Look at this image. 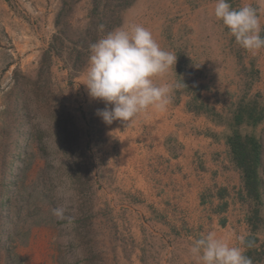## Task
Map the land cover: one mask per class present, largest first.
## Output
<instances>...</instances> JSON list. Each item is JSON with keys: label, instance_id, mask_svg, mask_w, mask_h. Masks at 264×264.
Segmentation results:
<instances>
[{"label": "rangeland", "instance_id": "374dc122", "mask_svg": "<svg viewBox=\"0 0 264 264\" xmlns=\"http://www.w3.org/2000/svg\"><path fill=\"white\" fill-rule=\"evenodd\" d=\"M214 7L215 0H0V264H196L189 248L201 234H148L136 221L131 205L148 200L140 187L154 180L131 174V159L121 157L120 137L136 117L105 123L97 115L105 102L83 83L90 45L130 24L177 56L152 78L174 86L173 103L210 118L209 102L222 103L216 119L230 132L235 108L258 102L259 124L232 127L258 139L262 152L258 197L231 152L249 226L233 239L264 264V94L253 91L259 74L237 60L240 45ZM205 80L217 84L216 95H203ZM58 207L63 220L53 214Z\"/></svg>", "mask_w": 264, "mask_h": 264}, {"label": "crops", "instance_id": "0c3cea01", "mask_svg": "<svg viewBox=\"0 0 264 264\" xmlns=\"http://www.w3.org/2000/svg\"><path fill=\"white\" fill-rule=\"evenodd\" d=\"M229 2L236 9L246 4L255 7L264 36V0ZM239 49L244 60L236 56L237 60L243 61L247 72L252 68L259 74L253 91L264 94V49L255 53L241 46ZM227 76L234 79V75ZM208 78L209 74L205 79ZM206 80L202 82L203 95L213 89L216 95L218 90L212 85L217 84ZM209 105L215 111L224 110V105L217 101ZM135 119L127 135L120 137L121 157L131 159V174L136 169L137 175L144 172L154 178L148 179L144 188L140 187L149 192L148 200L145 203L137 200L131 205L135 207L136 221L146 227L145 231L148 229V234L211 231L218 238L229 234L231 240L227 242L233 246L234 235L248 234L244 199L236 194L240 186L227 140V125L204 113L189 111L186 101L171 100L165 109L149 106Z\"/></svg>", "mask_w": 264, "mask_h": 264}, {"label": "clouds", "instance_id": "9594fccd", "mask_svg": "<svg viewBox=\"0 0 264 264\" xmlns=\"http://www.w3.org/2000/svg\"><path fill=\"white\" fill-rule=\"evenodd\" d=\"M214 16L227 26L241 47L253 53L264 49L260 17L252 5L236 9L229 0H215ZM176 61L177 56L163 50L151 31L139 24L123 25L91 44L83 83L92 98L106 104L97 115L107 124L119 120L127 125L149 106L165 109L174 86H158L152 78L166 73ZM65 211L58 207L53 214L63 220ZM238 240L244 245L246 236L240 235ZM189 253L196 264H253L242 247L230 245L211 231L202 233Z\"/></svg>", "mask_w": 264, "mask_h": 264}, {"label": "trees", "instance_id": "16d2710c", "mask_svg": "<svg viewBox=\"0 0 264 264\" xmlns=\"http://www.w3.org/2000/svg\"><path fill=\"white\" fill-rule=\"evenodd\" d=\"M254 103L255 105L252 103H241L235 108L233 116L234 123L229 126L231 131L229 132L227 140L233 159L235 160L237 167H239V169L243 172L246 190L252 196L258 197L259 188L262 183L259 176V168L262 161L261 144L254 136L250 134L242 135L241 133L234 132L233 130L234 125L239 126L243 123H247L256 126L262 121L263 113L258 110V102ZM208 110V112L214 116H212V118L221 123V118L220 120L216 119V116L219 115V117H221V114L211 107H209ZM247 112L248 114L246 116ZM255 240L256 238H249L247 243L251 245Z\"/></svg>", "mask_w": 264, "mask_h": 264}]
</instances>
